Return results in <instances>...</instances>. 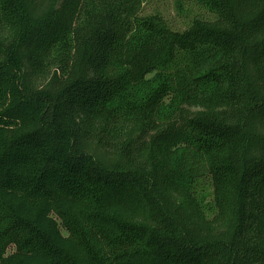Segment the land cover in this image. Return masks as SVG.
Listing matches in <instances>:
<instances>
[{"label":"trees","instance_id":"obj_1","mask_svg":"<svg viewBox=\"0 0 264 264\" xmlns=\"http://www.w3.org/2000/svg\"><path fill=\"white\" fill-rule=\"evenodd\" d=\"M150 1L0 0V264H264V0Z\"/></svg>","mask_w":264,"mask_h":264},{"label":"rangeland","instance_id":"obj_2","mask_svg":"<svg viewBox=\"0 0 264 264\" xmlns=\"http://www.w3.org/2000/svg\"><path fill=\"white\" fill-rule=\"evenodd\" d=\"M171 0H151L148 11H153L154 9H158L159 11L163 12L164 15L173 20L178 28H184L185 22L183 21L184 17L177 15L176 11L173 10ZM202 11L195 13H201Z\"/></svg>","mask_w":264,"mask_h":264}]
</instances>
